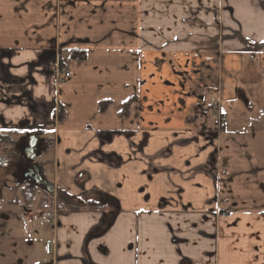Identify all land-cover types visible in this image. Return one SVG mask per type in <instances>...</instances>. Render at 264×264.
<instances>
[{
  "label": "crops",
  "instance_id": "crops-1",
  "mask_svg": "<svg viewBox=\"0 0 264 264\" xmlns=\"http://www.w3.org/2000/svg\"><path fill=\"white\" fill-rule=\"evenodd\" d=\"M55 104L51 195L95 208L8 216L0 264H264V0H0V117Z\"/></svg>",
  "mask_w": 264,
  "mask_h": 264
},
{
  "label": "flooded vegetation",
  "instance_id": "flooded-vegetation-1",
  "mask_svg": "<svg viewBox=\"0 0 264 264\" xmlns=\"http://www.w3.org/2000/svg\"><path fill=\"white\" fill-rule=\"evenodd\" d=\"M63 111L61 105L55 104L50 109L45 126L31 125L28 119H24L15 127H11L5 124L3 118L0 117V204L4 200L6 191L12 197L5 203L8 206H19L9 204V201L14 200L18 195L16 192L18 186L35 188L52 197L51 193L54 188L46 174L50 168L40 167L39 163L44 156L45 140L50 137V130L46 129H50L55 122L62 119ZM32 137L36 138V144L33 143L35 144L34 149ZM47 184L51 185L52 189ZM21 209L23 211L32 210ZM8 216L10 217L7 213L1 212L0 223Z\"/></svg>",
  "mask_w": 264,
  "mask_h": 264
},
{
  "label": "trees",
  "instance_id": "trees-1",
  "mask_svg": "<svg viewBox=\"0 0 264 264\" xmlns=\"http://www.w3.org/2000/svg\"><path fill=\"white\" fill-rule=\"evenodd\" d=\"M72 57L74 59H82L83 54L78 53V52H73ZM63 65L60 64L59 69H62ZM53 150V139L51 137L46 138L45 140V149H44V156L43 160L40 161L39 165L40 167L44 168H50V163H51V154ZM16 192H18L17 196H15L14 200H10L9 204L12 205H19L21 208L25 209H36V210H41V209H49L52 207L53 203L56 206V210H69V211H79V210H91L94 209L95 206L93 205H88L86 208L74 204L68 200H63V199H53L49 195L45 194L44 192H40L37 189L29 188V187H22L18 186Z\"/></svg>",
  "mask_w": 264,
  "mask_h": 264
},
{
  "label": "rangeland",
  "instance_id": "rangeland-1",
  "mask_svg": "<svg viewBox=\"0 0 264 264\" xmlns=\"http://www.w3.org/2000/svg\"><path fill=\"white\" fill-rule=\"evenodd\" d=\"M60 70V69H59ZM210 96V94L208 93V94H206V97H204V99H205V101L206 102H204L206 105H207V102L210 100L209 97ZM213 100V99H212ZM213 105L211 104V103H208V105H207V107L208 108H206V110L208 111V113H206V115L204 116V121L203 122H201V124H203V125H206L207 124V126H210L207 122H206V120H210L211 122H214V123H216V117H213V114L210 112V110H209V108H211ZM235 108H237V107H235ZM210 112V113H209ZM227 112V113H226ZM228 112H229V110H224V108H223V114L225 113V114H228ZM234 113H235V111H234ZM230 118V117H229ZM251 118V117H250ZM241 119H243V120H248L249 119V116H248V114H244L243 116H241ZM217 124H218V122H217ZM12 197V195H10V194H8L6 191L4 192V200H3V202L0 204V212H2V213H7L8 215H10L11 216V221H12V225H14V226H18V229L19 228H22L24 231H25V233H26V235L30 238V239H33L34 240V238H36V237H38V236H40L41 234H43L45 231H47L48 229H40V230H35V229H33V227L31 226V224L28 222V218H27V216H26V214L24 213V211L21 209V207L20 206H17V207H14V206H8L6 203H5V201L7 200V199H10ZM52 208H55L56 209V207H54V206H52L51 208H49V209H52ZM34 209V208H33ZM15 229V228H14ZM8 238L10 237L11 238V236H14V234L13 233H9L8 232ZM10 234H11V236H10Z\"/></svg>",
  "mask_w": 264,
  "mask_h": 264
},
{
  "label": "built area",
  "instance_id": "built-area-1",
  "mask_svg": "<svg viewBox=\"0 0 264 264\" xmlns=\"http://www.w3.org/2000/svg\"><path fill=\"white\" fill-rule=\"evenodd\" d=\"M58 82L61 83L64 80H68L71 75L65 69L57 70ZM213 103L214 101L211 100ZM25 214L28 218V222L31 224L33 229H43L49 226H54L56 223V210L53 209H44L37 211H25Z\"/></svg>",
  "mask_w": 264,
  "mask_h": 264
},
{
  "label": "water",
  "instance_id": "water-1",
  "mask_svg": "<svg viewBox=\"0 0 264 264\" xmlns=\"http://www.w3.org/2000/svg\"><path fill=\"white\" fill-rule=\"evenodd\" d=\"M31 141H34V142H32V147H33V149H34V147H35V144H36V138H34V137H32V139H31ZM33 143H35V144H33ZM31 147V145H30V143H29V148ZM35 151V150H34ZM35 154V153H34ZM1 161V160H0ZM47 186H49L51 189H52V186L51 185H48L47 184ZM50 193H51V191H50Z\"/></svg>",
  "mask_w": 264,
  "mask_h": 264
}]
</instances>
